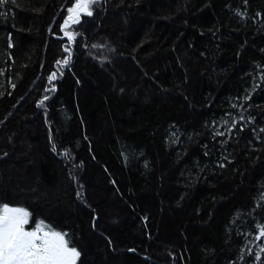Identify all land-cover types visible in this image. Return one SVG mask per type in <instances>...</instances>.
I'll list each match as a JSON object with an SVG mask.
<instances>
[{"label": "trees", "instance_id": "1", "mask_svg": "<svg viewBox=\"0 0 264 264\" xmlns=\"http://www.w3.org/2000/svg\"><path fill=\"white\" fill-rule=\"evenodd\" d=\"M125 1L134 5L130 19L140 22L124 42L131 55L117 46L118 24L112 17L115 4ZM137 1L98 0L93 15L82 14L67 31L74 33L84 18L92 19L95 34L87 47L95 52L89 57V72L96 75L112 59L114 64L124 60L117 57L120 51L131 56L150 91L139 89L144 82L133 86L129 79L131 87H114L105 81L78 101L75 87L82 85L81 79L67 75L65 68L71 65L62 63L70 58L67 54L56 64L58 74L47 91L51 94L37 99L35 92L30 102L43 103L48 120L42 123L55 150L73 156L82 141L77 155L89 164L93 154L96 164L84 172L90 188L97 172L105 178L107 194L117 188L119 196L113 198L118 205L110 209L114 215L106 234L123 252H110V258L100 261L102 253L86 243L89 262L146 264L138 254L154 253L159 260L174 257L179 264L185 258L187 264H264V237L257 239L256 227L264 225V0ZM74 2L6 0L0 5V132L5 142L15 137L6 120L33 89L40 68L36 61L23 65L24 52L33 43L26 40L20 48L19 36L26 37L22 32L36 24L41 32L36 50L41 54L48 38L47 18L50 24L60 16L64 20ZM78 38L69 41L66 36L71 51ZM33 110L29 105L27 113ZM105 124L109 129L97 142L94 134ZM85 130L92 132L90 138ZM38 134L29 136L37 141ZM36 155L35 163L22 170L40 174L45 186L60 183L54 152L42 146ZM69 188L56 197L58 209L49 213L59 224L80 231L86 241V220L92 212L79 206ZM87 196L98 208L96 225L107 229V204L94 198L89 187L83 198Z\"/></svg>", "mask_w": 264, "mask_h": 264}, {"label": "rangeland", "instance_id": "2", "mask_svg": "<svg viewBox=\"0 0 264 264\" xmlns=\"http://www.w3.org/2000/svg\"><path fill=\"white\" fill-rule=\"evenodd\" d=\"M152 1L154 0H149L148 3L150 4L152 3ZM137 2L140 3L142 2V0H138ZM122 3L115 4V6H117V12L113 13L112 17L114 23L116 22L118 26H116V31L114 30V34L115 38H117V46L120 47L121 52L131 55V49H129V47L126 46L124 42L129 36V32L132 30L135 22H137L138 20L134 19V21H132L130 19V14L134 10V5L127 1ZM55 12L60 11L59 9H57L55 10ZM123 12H125V14H123ZM98 13L99 12H97L96 15ZM151 16L152 12L146 14V18H151ZM48 17H52L51 13L48 14ZM50 22L51 20L47 18V26L49 30H47L46 35L48 36V38L41 54L36 50V45L38 44V40L41 37V32H39V28L36 24L35 26L33 25L30 29H28V31L25 30L26 32H22V35L25 33L26 37L19 36L18 39V45L20 48L23 46V43L26 40H28V43L30 44L33 43V46L27 47L26 51L24 52V56L22 58L23 65L29 66L30 64H34L36 61V63H39L40 68L39 72H37V75H35V79L37 80L34 84L33 89L31 87L32 90L30 89V91H28V93L23 97V100H21L20 103H18L14 108L13 112H11L8 121L6 120L5 127L9 126V131L15 134L14 140L9 143L7 141L5 142L3 140V137H5L4 133L0 132V194L2 192H10L14 199L17 201H24L25 203L32 204L36 207L38 205H42V207H45V209L51 210V208L58 209L59 204L54 202L56 197L60 196V194L64 192L65 187L67 189L71 185L73 189L72 195L77 200V202H79V206L94 209L95 217H98V208L95 206L96 203L93 201V199L91 200L87 198V200H85L81 196L82 191H84L88 195L89 187V192L93 195V197L95 194L97 198H100L102 199V201H104V204L108 205V207L107 205L103 207V210L106 214V225H108L107 229L105 228V231L107 232L109 229V223H111V217L114 215L113 210L110 209H113V207H116L118 205L116 199L113 198L114 195L119 196L116 193L117 188L114 189L111 194H107V192L104 190V188H106V181L100 172H97L96 175L98 178L96 177L97 180L93 182L94 186L90 188L91 184L89 186V184L85 183V171L88 170V165H92L93 162V165L96 164V160L93 154L91 153L93 162L89 161V164L87 163V159L85 157L77 155V153L81 152V148L83 146L82 141L75 147V155L73 156H64L60 152L61 149L58 148L57 149L59 151H53L51 142L52 138L50 136L51 133L48 127H46L44 123H42L45 117V122L48 120L45 109L41 108L43 103L41 102L39 105H37L34 101L31 104L30 102L32 101V99H35V92L38 94L37 99L40 97H47L48 94H51L50 91L47 93L48 89H51L53 87L50 86L51 81L49 80V76L52 75V73L58 74L56 68L57 61H61L62 57L67 54L71 55L68 59V64L71 66L67 65L68 67L65 68L67 75H69L73 79H81L82 85L80 86L79 83V85L77 84V88L75 87L77 91L76 95L78 101H80V99H84L83 96L85 92L87 93V91L90 90L92 86L98 88L101 82H103L104 84L105 81H109L114 85V87H125L126 85L131 87V85H128L127 83V80L130 79L132 80L131 82L133 86L139 85L140 83L144 82V84L139 89L142 90V88H145L144 90L150 91V88L148 87L149 83L144 78L142 79V76L140 78L141 71L138 69V73L136 72L134 61L132 58H130L131 56L128 57L124 54H120V51H118L117 57H123L125 58L124 60L120 59L118 60L119 62H116L114 64V59H112V63L109 64L107 62L108 64H103V66L98 71V74L96 75H93L91 74V72H89V64L92 62L89 57L95 52L93 48L92 50H88L87 47L92 42V36L95 34H93L91 31L94 28V22L92 19L84 18L83 21H81V25L77 28V30L74 31V34L79 35V38L74 44L73 51L70 50L71 48L69 46L70 44H68V41H65L66 35L65 33H63L65 30H62L60 27L64 23L63 17H58V19L52 24H50ZM68 28H70V26ZM81 34H84V38L81 36ZM66 42L67 45L65 46L73 54H69L68 51H65L66 47L64 48V43ZM21 52L19 53L21 54ZM136 74L138 77L136 76ZM59 82H55V84H59ZM56 87L52 90H56ZM29 105H32V107H34V110L30 114L27 113ZM4 129L5 131H8L6 128ZM107 129H109L108 124H105L98 131H96V133L94 134V138H96L95 135H98L97 142L101 141V139L104 138L105 133L108 131ZM32 131L39 132V138L37 141L33 139V134L31 135V137L29 136L30 132ZM84 134L85 136L90 138L92 132L90 130H85ZM42 146L45 150H47V152L52 151L56 155V175L57 178H60L61 176V184H54L51 187H48L47 185L45 186V183L40 177V174L34 171L29 172L22 170V167H28L29 164L35 163L34 158H37V151L41 150ZM89 150L91 149L89 148ZM67 190H70V188ZM83 199L85 200V203L83 202ZM66 207L69 208L68 206ZM71 208L72 210L76 209L75 206H72ZM49 212L51 211H48L47 213ZM101 229L97 227V235L103 233ZM146 257H148V261H152V259L153 261H155H152V264L159 263L160 261L162 263L166 262V260H159L158 258L155 259L149 254Z\"/></svg>", "mask_w": 264, "mask_h": 264}, {"label": "snow or ice", "instance_id": "3", "mask_svg": "<svg viewBox=\"0 0 264 264\" xmlns=\"http://www.w3.org/2000/svg\"><path fill=\"white\" fill-rule=\"evenodd\" d=\"M5 3L6 0H0V5ZM97 3L98 0H75L67 8V17L61 29L65 30L69 41L75 38L74 33L67 31L69 25L78 22L82 14L92 16ZM60 63L61 61H57V64ZM62 63L68 64V59ZM55 75L52 73L49 80ZM31 217L32 213L26 207L0 203V264H77L81 252L69 234L56 230L44 220L35 222V227L28 229L26 226L29 225ZM256 227L259 231L257 239L264 237V225L257 224ZM261 251L264 252V248ZM256 258L259 260V254Z\"/></svg>", "mask_w": 264, "mask_h": 264}, {"label": "flooded vegetation", "instance_id": "4", "mask_svg": "<svg viewBox=\"0 0 264 264\" xmlns=\"http://www.w3.org/2000/svg\"><path fill=\"white\" fill-rule=\"evenodd\" d=\"M85 194L86 193L84 191H82V193H81L82 198L84 197ZM87 198H84V199H87ZM84 199H83V202L85 203ZM0 203H9L10 206L26 207L32 213V217L30 218V223H29V225L26 226L28 229L35 227V222H38L39 220H44L46 224H50L56 230L68 233L69 236L71 237V239L75 242V246L81 252V256H80L79 260L77 261V264H90L88 255H87L86 250H85L86 249V243H87V245L89 244L91 247H94L96 250H98L100 253H102L103 257L100 259V261H106V259L110 258V252L112 255H117V256H119L120 253L123 252L120 249H118V247L115 245L113 240H110V238L106 234L105 229L102 226H100V224L96 225V221H97L98 217H95L94 209H91L89 207L87 209L91 210L92 214H91V217H88L86 220L85 229H86L87 237H86V241H85V237L83 234H81L80 231L73 230L72 227H69L67 225L59 224L56 221L55 217L53 218L51 216L52 214L47 213L50 210L45 209V207H42V209H39L38 207H36L32 204H27L24 201H20V200L17 201L14 199V197L12 196L11 193H7L6 196H2L0 194ZM97 227L99 229L102 228L101 229V231H103L102 234L97 235V232H98ZM102 239H103V241H102ZM152 242L154 245L158 244L156 240H153ZM163 251L171 252L170 249H163ZM146 252L148 253L151 251H146ZM138 255H139V257L143 258V260L146 261V264L148 262L150 264H152L153 259H152V261H148V257H146V256H148L147 254H145V256L141 253ZM150 256L157 259V255L154 253L151 254ZM153 262H155V261H153ZM166 263H168V264H179L180 261H178L174 257H172V258L170 257L169 261L166 260ZM184 263L185 264L188 263V258L184 259Z\"/></svg>", "mask_w": 264, "mask_h": 264}]
</instances>
